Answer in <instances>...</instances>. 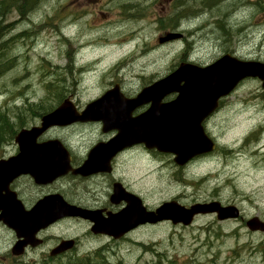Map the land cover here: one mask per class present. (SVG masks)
Returning <instances> with one entry per match:
<instances>
[{"label":"rangeland","instance_id":"374dc122","mask_svg":"<svg viewBox=\"0 0 264 264\" xmlns=\"http://www.w3.org/2000/svg\"><path fill=\"white\" fill-rule=\"evenodd\" d=\"M213 1L40 0L26 20L15 12L3 16L4 25L11 23L4 32L12 44L7 54L14 60L0 75V111L15 127L21 123L29 128L39 123L37 106L55 108L62 100L57 102L59 93H66L77 110L114 83L125 96H134L172 71L181 57L207 65L230 53L264 62V0ZM180 12L187 15L178 17L172 28L167 26ZM217 19L229 26L228 42ZM23 31H27L24 38L19 34ZM175 32L182 36L158 42ZM203 125L216 146L187 168L175 165L172 154L138 144L117 155L112 174L151 210L173 199L185 206L214 199L237 205L243 219L218 221L214 215H200L188 226L164 221L140 226L117 240L89 237L85 224L72 221L70 235H77L80 242L79 254H71L70 259L98 253L88 260L90 264H264V233L249 231L244 224L253 215L264 221L261 81H241ZM113 133H103L98 122L74 123L50 127L38 141L58 138L75 163L94 143ZM17 151L13 138L3 134L0 159ZM109 185V176L83 181L67 175L35 185L24 175L11 187H64L72 203L80 199L93 204L91 197L107 191ZM13 241L14 234L0 224V264H30L44 256L29 252L16 260L9 251ZM88 247L97 250L86 254L83 250Z\"/></svg>","mask_w":264,"mask_h":264},{"label":"water","instance_id":"95a60500","mask_svg":"<svg viewBox=\"0 0 264 264\" xmlns=\"http://www.w3.org/2000/svg\"><path fill=\"white\" fill-rule=\"evenodd\" d=\"M177 36L169 33L158 41ZM249 77L258 78L264 89V62L238 59L229 53L206 66L180 62L173 71L142 87L132 97L124 96L119 84L114 83L80 111L71 99L64 98L40 117L39 124L21 128L13 138L18 151L0 159V222L15 234L12 254H22L28 244L36 246L39 243L37 232L66 216L87 219L92 222L91 232L114 239L143 224L170 221L187 226L200 214H215L218 220L237 218L240 211L235 205H222L218 200L185 206L173 199L163 201L153 210L147 209L141 198L120 182L113 183L109 200L113 204H125L105 217L100 210L68 203L57 193L48 194L25 209L9 187L15 178L25 174L36 184H46L68 172L88 176L110 171L111 159L135 144L173 154L174 163L183 166L195 156L213 150L215 143L205 133L202 122L218 108L222 97ZM172 93L174 98L163 101ZM144 105L147 107L142 112L133 115L136 108ZM93 121L101 122L102 132L115 130L116 133L106 141L95 143L77 167L71 166L70 154L58 138L37 141L50 127ZM245 225L250 231L264 233V221L257 216L248 218ZM73 243V239L64 240L50 253L71 248Z\"/></svg>","mask_w":264,"mask_h":264},{"label":"flooded vegetation","instance_id":"af4514ba","mask_svg":"<svg viewBox=\"0 0 264 264\" xmlns=\"http://www.w3.org/2000/svg\"><path fill=\"white\" fill-rule=\"evenodd\" d=\"M181 16H182V14L180 12L176 18L181 17ZM216 22H217L218 29H221V28L227 29L226 31H227V33H229V35L226 38V33H225L223 35V37H224V39L226 38L225 40L228 42L230 40V37H231L230 32L228 31L229 26L226 27L225 21L221 22L220 19H217ZM174 24H175V22H174ZM174 24L171 26V28L174 26ZM202 25H203V23H202ZM181 36L182 35L179 33V37H181ZM185 61H189V60L187 58H185ZM190 62L198 64V63L194 62L193 60H190ZM198 65H201V64H198ZM100 127H101V124H100ZM103 133H105V132H103ZM99 141H102V140H99ZM116 158H117V156H114L110 162V164H111L110 171H101V172H98L96 174H91L88 176L74 175L71 172H68L66 175H64V176L68 175V176H71V177H74V178H77V179H80L83 181H87L88 179H91V178L96 177V176H103V177L109 176L110 177V185H109L110 187H106L107 191H102V190L99 191L97 193L99 195H93V197H91V199H92L91 201L93 204L83 203L80 199L74 200L72 203L70 197L66 196V194L64 193V187H39V188H41L40 190H33L32 187H11V184H12L11 183L9 188H10V190L15 192L17 199L22 203V205L26 209L30 208L38 199H40V198H42L48 194L57 193V194H60L62 196V198L68 203L76 204V205H79V206H82L85 208L99 209L100 214L105 217L108 212H115V210L118 208V207H115L117 205H114V204L110 203V201H109V195H110L113 183H114V181H118V180H116V178L112 174V172L114 170ZM83 160L84 159H82V161ZM82 161L74 163L72 161V156L70 158V164L73 167L79 166L82 163ZM191 163H192V161L190 163L188 162L184 166V168H187ZM184 168H182V169H184ZM21 176H24V175H21ZM21 176H19V177H21ZM26 176H28V175H26ZM64 176H62V177H64ZM18 178H16V179H18ZM33 183H34V181H33ZM34 184L35 185H45V184H36V183H34ZM123 186L125 188H127V186H125V185H123ZM112 206L115 207L114 208L115 210H113ZM239 210H240V213L242 214V211L240 208H239ZM239 219H241V220L243 219L242 215L239 217ZM72 221L85 224L87 227L86 233L88 234L89 237H97V238L103 237V238H107L108 240L111 239V238H109L103 234L91 232L90 231L91 223L89 222V220L82 219L79 217L66 216V217L59 218L55 222L46 226L45 228L40 229L36 234V238H38V240H39V243L36 246H30L28 244V245H26L22 255H20V256H14L13 255V256L17 260L18 257H24L29 252H33V253H37V256H40L41 254H43L44 256L38 257L37 259H34L33 263L30 262V264H54V263L69 264L71 254H73V253L79 254V251H78L79 247L78 246H79V242H80L79 237L77 235H75V237H71V235H70L71 222ZM71 238H73V240H74L73 246L71 248H68L66 250H63L61 252H57L54 254L50 253L62 241L69 240ZM14 241H15V238H14ZM92 250H93L92 248L88 247V248H85L83 250V252L86 254H87V252L92 253ZM95 250H97V249H94L93 251H95ZM17 264H24V263H17Z\"/></svg>","mask_w":264,"mask_h":264},{"label":"trees","instance_id":"16d2710c","mask_svg":"<svg viewBox=\"0 0 264 264\" xmlns=\"http://www.w3.org/2000/svg\"><path fill=\"white\" fill-rule=\"evenodd\" d=\"M40 0H0V75H2L4 72H6L12 65L14 58L10 57L8 51L12 49V44L10 43V39H5V29L6 27L9 28L11 23L3 24L2 19L3 16H6L7 14L11 12H15L18 17L22 18L23 20L28 19V16L30 15V12L35 9L38 5V2ZM217 0H214L213 2H216ZM182 15H187L181 12ZM27 31L20 32L19 34L24 38L26 36ZM222 36L226 33V36H228L229 33H227L226 29L221 28ZM48 86V85H47ZM64 97H67L66 93H59L57 96L59 102ZM52 109V106L48 107H41V105H38L35 109L36 116L40 117L44 113L50 111ZM17 127L20 129L22 127L21 123L17 124ZM13 125V122H11L8 118V116L0 111V138L3 136V134H6V136L9 139H12L15 135V133L19 130ZM92 256H86V257H78L70 259L69 264H90L89 259H91L93 256H98V253L95 255L91 254Z\"/></svg>","mask_w":264,"mask_h":264},{"label":"bare ground","instance_id":"6f19581e","mask_svg":"<svg viewBox=\"0 0 264 264\" xmlns=\"http://www.w3.org/2000/svg\"><path fill=\"white\" fill-rule=\"evenodd\" d=\"M186 6H184V8H185ZM187 8V7H186Z\"/></svg>","mask_w":264,"mask_h":264}]
</instances>
